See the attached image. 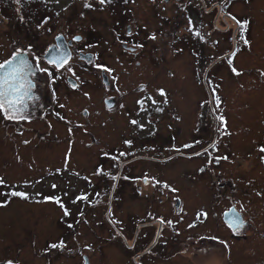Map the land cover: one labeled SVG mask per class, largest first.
<instances>
[{
	"label": "flooded vegetation",
	"instance_id": "flooded-vegetation-1",
	"mask_svg": "<svg viewBox=\"0 0 264 264\" xmlns=\"http://www.w3.org/2000/svg\"><path fill=\"white\" fill-rule=\"evenodd\" d=\"M40 1L0 0V64L4 65L0 77L8 79L7 99L16 102L14 113L7 105L0 110V133H5V142L28 144L29 140H15L25 133H49L41 132V126L46 127L48 122L52 128L51 121L69 124L68 118L77 121L74 126L81 127L86 122L88 128L94 126V120L120 117L126 126L118 143H107L113 151L102 152L103 161L95 165V171L87 173L74 163L71 168H56L57 172L72 171L57 174L51 187L61 206L58 209L63 212L59 222L64 228L61 239L75 235L65 245L63 241L58 243V255L45 259L36 254V259L28 261L6 253L0 255V264H60L57 259L72 264H177L173 258L180 256L188 258L185 264H264V133H239L241 130L236 132L231 127L221 92L222 77L212 78L209 74L225 65L232 77L244 75L245 70L238 68L236 61L241 53L252 49L248 35L251 17L239 12L238 5L250 0H67L57 7L65 8L62 13L69 8L71 13L70 23H64L63 30L56 8L50 9L47 16L43 13L37 21L19 13V9L28 8L33 15ZM44 1L57 4V0ZM75 4L80 6L79 11ZM134 7L156 13L183 11L184 45L188 46L196 35L199 58H204L203 53H212L207 55L209 65L202 76L205 92L198 111L203 119L208 108L213 117L212 129L202 122L198 133H182L180 140L172 141L167 139L174 133H146L151 122L158 130L157 114L165 111L163 103L169 102L162 87L146 81H121L130 73L126 61L132 64L134 60L136 70L141 66L144 57L138 36L131 40L133 30L128 27L130 44H122L123 49L117 50L115 56L121 67H110L100 53L89 50L92 45L88 38L73 34L77 28L74 23L93 10ZM132 21L140 24L139 20ZM17 25L24 26V33L14 32ZM29 25L37 31H31ZM138 30L143 32L144 25ZM222 32L228 35L229 43L221 51ZM205 46L213 52L205 53ZM152 57L155 58L153 53ZM21 58L30 67H21ZM253 73L264 82V69L257 68ZM93 75L100 80L93 82L89 77ZM90 92L95 95L93 102ZM66 95H80L84 104L68 108L63 100H68ZM13 114L16 118L10 119ZM114 155L122 160L112 162L114 170L110 171L105 161ZM139 163L149 167L139 168ZM171 164L178 165L177 174L183 180L196 182L197 188L179 192L164 188L162 178L170 173L164 174V167ZM155 166H161L160 173ZM70 194L73 197H68ZM131 200L135 210L123 205L116 214L113 205ZM93 217L94 223L90 221ZM82 221L96 226L95 236L88 242L78 239ZM109 230L117 236L108 237ZM73 241L77 245L70 244ZM105 245L121 247L117 262L109 254L113 248H101ZM67 248L69 252L63 257ZM207 256H211L209 261L205 260Z\"/></svg>",
	"mask_w": 264,
	"mask_h": 264
},
{
	"label": "rangeland",
	"instance_id": "rangeland-1",
	"mask_svg": "<svg viewBox=\"0 0 264 264\" xmlns=\"http://www.w3.org/2000/svg\"><path fill=\"white\" fill-rule=\"evenodd\" d=\"M64 1L67 0H57V4L49 5L41 0L40 7L34 8L33 15L29 13L28 8L18 11L20 14L22 13V16L24 14L25 19L28 17L30 21H37L40 17L42 18L43 13H45L44 16H47L50 9L56 8L60 17V28L63 30V28L65 29L64 23H70L68 17L71 15L69 8L63 13L61 11L65 8H57L65 5ZM75 6L79 11L80 6L78 4ZM238 7L241 8L239 12L251 17L248 35L252 42V49L241 53L242 56L236 61V66L245 70V73L234 78L223 64L224 66L212 69L209 74L212 78L222 77L221 92L225 104H227L226 113L231 127L236 132L241 130L239 133H264V82L258 79L257 73L251 74L257 68L264 69V0H250L248 3L239 4ZM182 12L181 10H166L156 13V11L136 9V7L105 12L93 10L92 14H88L83 20L74 23L77 28L75 32L73 31V34L82 35L84 39L88 38L92 45L89 50L100 53L102 60L104 58L110 67H121L115 56L117 50L123 49L122 44H130L129 38H127V29L131 27L133 35L130 36V39L138 36V47L143 51L144 58L137 70L134 69L136 66L134 60L132 64H128L126 61L125 67L130 73L127 72L125 76H122L121 81H146L166 90L164 96L169 104L163 103L165 111H160L157 114L159 116V118L156 117L158 130L156 131L154 123L153 126L151 122L147 125L146 133H174L173 137H168V141L180 140L182 133H198L197 131L201 130L202 122L207 127L210 125V129L213 127V117L211 112L209 115L208 108L205 110L203 119L198 114L200 101L204 98L205 92L202 86V76L209 65L207 55L212 53H203L204 58H199V40L196 35L192 40H189L188 46L184 45L186 28L183 26ZM135 19L140 21L139 25L132 21ZM142 25L145 30L137 33L139 26ZM13 28L14 32L24 33L21 30L24 26L17 25ZM29 28L31 31H37L34 26L29 25ZM11 30L9 29L10 32ZM228 43V35L222 32L221 51L228 46ZM208 51L213 52L211 48L205 46L204 52ZM152 53L155 58L152 57ZM89 77H93V82L100 80L98 76L97 78L94 75ZM91 95V102H93L95 95L92 93ZM66 97L68 100L65 101V98L63 100L68 104V108H77L80 104H84V99L80 95H66ZM160 97L159 95L158 100ZM67 113L70 112L67 111ZM68 119L70 120L69 124L51 121L52 128L48 122L46 127L36 123V126L42 127L41 132L48 131L49 133H25L19 135L18 140H15L16 142L22 139L29 140L28 144L7 143L5 142V133H0V175H2L0 177V255L7 253L33 261L38 257L36 255L38 254L49 259V257L58 255L56 252H60L59 248H56L58 243L63 241L65 245L70 241V237L75 236L74 233H71L63 240L61 239L64 228L59 222L63 212L59 210L61 206L56 203V192L51 187L52 180L57 174L68 175L72 171L57 172L56 168H71L74 163L76 168L87 173L95 171V165L103 161L101 159L104 156L101 155L102 152L113 151L107 147V143H118L117 141L121 139L126 121L120 117L106 119L104 122L102 119H100L101 122L97 119V121L94 120L93 127L87 123L88 128H86V122H82L83 126L79 127V125L74 126L77 122L74 121V118ZM206 133L208 132L206 131ZM93 135L96 139H93ZM110 158H106L105 166L111 171L114 170L112 162H117L122 158L115 155ZM139 165V168L149 167L144 163H139ZM177 167L178 165L174 164L164 167V174L170 172L162 178L165 183L164 188L177 192L196 189V182L191 183L186 179L183 180L177 174ZM160 168L161 166H155L158 173H160ZM115 172L116 170L113 173ZM114 176L112 174V177ZM4 178L8 180H4ZM108 185L111 186V180L108 181ZM12 193H22L23 195L15 196ZM68 197H73V194ZM189 200L192 201L191 197ZM123 205L131 210L136 208L133 200L121 205L118 203L113 205V208H116V214H120ZM95 213L96 211L93 216ZM70 219L74 220V215H71ZM65 220H69V218ZM95 220V217L90 219L92 223ZM94 227L96 226L82 221L78 239L87 242L93 239L97 231L96 228L93 231ZM98 234L100 235V231ZM107 235L110 238L117 236L111 230ZM57 237L58 242H56ZM74 243L75 241L70 244ZM101 248L105 250L113 248L109 254L111 258L116 259L115 262L120 258L121 247L119 245H105ZM63 252L61 255L66 257V252H69L68 248ZM85 252L87 253V251ZM210 258L211 256H207L205 260L209 261ZM173 259L177 264H185L184 259L188 261V258H181V256ZM57 262L72 264V262L62 259H57Z\"/></svg>",
	"mask_w": 264,
	"mask_h": 264
},
{
	"label": "snow or ice",
	"instance_id": "snow-or-ice-1",
	"mask_svg": "<svg viewBox=\"0 0 264 264\" xmlns=\"http://www.w3.org/2000/svg\"><path fill=\"white\" fill-rule=\"evenodd\" d=\"M101 3L104 2V0H100ZM235 19V18H233ZM19 64L21 67H30V65L27 64V61L24 59H20L19 60ZM4 68V65L0 64V69ZM16 72L15 69H13L12 74L14 75ZM8 84V79L7 77H0V110H3L5 108V105H7L8 109L13 110V113L15 112V101H10L7 99L8 95L10 94L9 90L5 89V85ZM12 86L9 85V88H11ZM15 90V89H12ZM10 119H15V115H10L9 116ZM261 151H264V149H261ZM12 195L15 196H22V193H12Z\"/></svg>",
	"mask_w": 264,
	"mask_h": 264
}]
</instances>
